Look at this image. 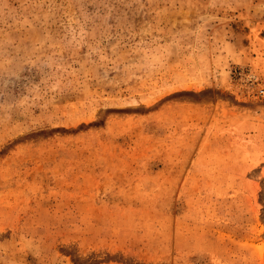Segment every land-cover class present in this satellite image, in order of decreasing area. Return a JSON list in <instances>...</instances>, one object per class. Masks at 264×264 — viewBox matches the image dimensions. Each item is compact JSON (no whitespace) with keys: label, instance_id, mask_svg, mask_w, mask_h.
Instances as JSON below:
<instances>
[{"label":"rangeland","instance_id":"rangeland-1","mask_svg":"<svg viewBox=\"0 0 264 264\" xmlns=\"http://www.w3.org/2000/svg\"><path fill=\"white\" fill-rule=\"evenodd\" d=\"M264 0H0V264H264Z\"/></svg>","mask_w":264,"mask_h":264},{"label":"built area","instance_id":"built-area-1","mask_svg":"<svg viewBox=\"0 0 264 264\" xmlns=\"http://www.w3.org/2000/svg\"><path fill=\"white\" fill-rule=\"evenodd\" d=\"M261 93L263 94V93H264V91H261Z\"/></svg>","mask_w":264,"mask_h":264}]
</instances>
